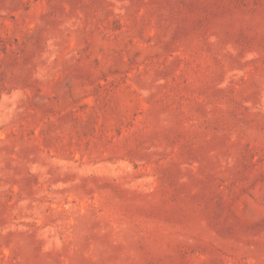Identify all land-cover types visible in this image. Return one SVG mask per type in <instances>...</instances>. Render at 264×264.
Here are the masks:
<instances>
[{"label":"rangeland","instance_id":"1","mask_svg":"<svg viewBox=\"0 0 264 264\" xmlns=\"http://www.w3.org/2000/svg\"><path fill=\"white\" fill-rule=\"evenodd\" d=\"M0 264H264V0H0Z\"/></svg>","mask_w":264,"mask_h":264}]
</instances>
